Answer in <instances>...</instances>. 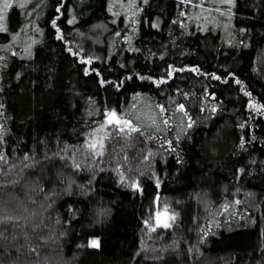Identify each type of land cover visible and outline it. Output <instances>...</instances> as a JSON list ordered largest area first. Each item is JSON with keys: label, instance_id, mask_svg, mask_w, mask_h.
<instances>
[{"label": "trees", "instance_id": "16d2710c", "mask_svg": "<svg viewBox=\"0 0 264 264\" xmlns=\"http://www.w3.org/2000/svg\"><path fill=\"white\" fill-rule=\"evenodd\" d=\"M4 17L0 264H264V0Z\"/></svg>", "mask_w": 264, "mask_h": 264}, {"label": "snow or ice", "instance_id": "6c2138e0", "mask_svg": "<svg viewBox=\"0 0 264 264\" xmlns=\"http://www.w3.org/2000/svg\"><path fill=\"white\" fill-rule=\"evenodd\" d=\"M30 2V0H16V3L15 5L11 2V0H3V4H2V7H0V20H3L5 17H4V13H6L7 9L9 8H12L13 6H16L18 8H25L27 3ZM143 3H147L148 0H142ZM181 2H183V0H181ZM190 2V0H189ZM220 3H226L228 5H232L233 3V0H220ZM219 9H217L218 11ZM53 23L55 24V21H53ZM69 23H71V21H69ZM155 26V25H154ZM7 29L0 25V33H3V32H6ZM59 38V37H58ZM184 69H177L176 71H183ZM191 71H194V72H198V69H191ZM87 74V73H86ZM172 75V72H168V76H171ZM213 79H216V80H220L221 77L219 76H213L212 77ZM167 81L166 80H160L158 81L157 83H166ZM226 82V81H225ZM237 83H239V81H237ZM253 107H255V105H252ZM184 106L183 105H179V109L178 110H183ZM161 111L163 112L164 109L161 108ZM187 113H185L186 115ZM111 116H115V112L111 113L110 114ZM109 123H112V121H109ZM117 124H119L120 122L117 121L116 122ZM124 124L126 125H129L131 127V121H123ZM165 124L168 123L167 120L164 121ZM188 127L191 128L192 127V124L189 123L188 124ZM119 132H123L124 131V128L123 127H120L117 129ZM131 131L132 132H140V129L137 128V127H131ZM142 134V133H141ZM89 147L91 148H95V145H90ZM101 148H103V145L101 144ZM102 155V152L100 153ZM4 159L3 156H0V160ZM79 167V165H77V168ZM13 218L12 217H8V220L11 221ZM3 221H0V223H2ZM168 225H165V227H167ZM0 236H2V233H0ZM92 246L95 247L97 246V241H92Z\"/></svg>", "mask_w": 264, "mask_h": 264}, {"label": "rangeland", "instance_id": "374dc122", "mask_svg": "<svg viewBox=\"0 0 264 264\" xmlns=\"http://www.w3.org/2000/svg\"><path fill=\"white\" fill-rule=\"evenodd\" d=\"M201 3H202V0H201ZM109 121H112V123H109ZM117 121H119L120 123L119 124H117L116 122ZM110 126H115V127H123V128H127L128 127V125H125L124 123H123V121L120 119V118H118L116 115L113 117V116H110L107 120H106V123L104 124V126L101 128V132H100V135L101 136H108L109 135V133H108V130H109V128H110ZM128 129V128H127ZM106 133H108V134H106ZM100 135L98 136V137H100ZM98 142H100V140H99V138H97V141H96V143L98 144ZM96 143H94V144H96ZM93 144V145H94ZM99 145V144H98ZM99 149V148H98ZM160 214H162L163 216L159 219V220H157V223L159 224V225H168L169 224V221H170V216H169V214H168V212H166V211H163V212H157V216L158 215H160Z\"/></svg>", "mask_w": 264, "mask_h": 264}, {"label": "water", "instance_id": "95a60500", "mask_svg": "<svg viewBox=\"0 0 264 264\" xmlns=\"http://www.w3.org/2000/svg\"><path fill=\"white\" fill-rule=\"evenodd\" d=\"M162 216H163L162 214L158 215L157 219L159 220Z\"/></svg>", "mask_w": 264, "mask_h": 264}]
</instances>
